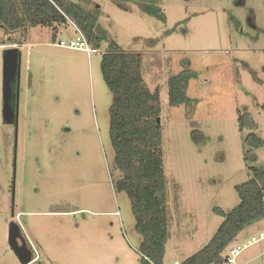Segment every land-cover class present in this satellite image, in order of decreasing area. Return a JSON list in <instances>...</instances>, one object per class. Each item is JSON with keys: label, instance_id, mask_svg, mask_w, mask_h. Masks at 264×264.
Segmentation results:
<instances>
[{"label": "rangeland", "instance_id": "374dc122", "mask_svg": "<svg viewBox=\"0 0 264 264\" xmlns=\"http://www.w3.org/2000/svg\"><path fill=\"white\" fill-rule=\"evenodd\" d=\"M72 1L95 10L122 50L140 54L146 86L160 92L169 231L164 264L179 263L203 248L222 222L215 208L228 212L239 203L235 185L250 178L249 167L264 168V144L253 150L255 162L245 163L243 149L249 133L264 142V0H155L163 20L133 0ZM72 27H62L54 42L50 26L0 28V264H21L8 243L11 221L37 264L140 259L130 200L114 187L121 173L109 138L104 47L87 54L57 46L76 37ZM10 47L20 52L16 151L15 127L2 117V55ZM185 69L193 72L190 103L170 106L167 81ZM260 231L264 220L235 243ZM234 261L264 264V239Z\"/></svg>", "mask_w": 264, "mask_h": 264}, {"label": "trees", "instance_id": "16d2710c", "mask_svg": "<svg viewBox=\"0 0 264 264\" xmlns=\"http://www.w3.org/2000/svg\"><path fill=\"white\" fill-rule=\"evenodd\" d=\"M133 1L144 13L164 19L163 10L153 4L155 0ZM70 22L93 47H104L100 71L111 93L109 138L114 151V167L121 173L114 187L125 192L130 200L135 230L141 236L138 264H164L169 231L166 179L160 148L161 126L158 122L161 95L159 90L150 91L146 86L141 75L140 54L122 50L99 25L95 10L86 5L72 0H0V28L9 33L50 26L54 42L55 29ZM0 44H3L1 40ZM192 74L185 69L168 79L167 101L170 106L190 103L186 91ZM240 119V127L247 124L242 116ZM249 120V128L253 129L255 123L251 118ZM193 134L202 136L195 131ZM263 144L255 133L246 135L243 140L245 163L256 161L253 150ZM249 168L250 178L235 185L239 203L228 212L215 208L223 220L205 246L185 260L172 264H224L225 252L238 235L264 220V168L260 165Z\"/></svg>", "mask_w": 264, "mask_h": 264}, {"label": "water", "instance_id": "95a60500", "mask_svg": "<svg viewBox=\"0 0 264 264\" xmlns=\"http://www.w3.org/2000/svg\"><path fill=\"white\" fill-rule=\"evenodd\" d=\"M2 56V117L4 122L9 124L12 123L15 127L14 149L16 151L20 52L17 47H10L4 50ZM158 122L160 123V118H158ZM14 170L15 158L13 169V185ZM8 243L21 264H30L34 260L32 252L33 250L27 245V242L22 235L21 227L14 221L9 223Z\"/></svg>", "mask_w": 264, "mask_h": 264}, {"label": "built area", "instance_id": "2783aa9c", "mask_svg": "<svg viewBox=\"0 0 264 264\" xmlns=\"http://www.w3.org/2000/svg\"><path fill=\"white\" fill-rule=\"evenodd\" d=\"M71 23V22H70ZM75 31L79 34L76 37L72 38H66V39H59L55 44L60 47L70 48V49H80L86 52L87 54L95 53L97 52V49L93 47L83 36L81 31L77 28V26L74 23H71ZM264 239V231H260L258 233V236H251L250 239H248L246 242L241 243L240 245L234 243L231 245L227 252H225L226 257V263L234 264V259L236 255L241 252L242 249L246 248L249 245H252L260 240ZM35 261V257L33 256ZM31 262V263H32ZM30 263V264H31Z\"/></svg>", "mask_w": 264, "mask_h": 264}, {"label": "crops", "instance_id": "0c3cea01", "mask_svg": "<svg viewBox=\"0 0 264 264\" xmlns=\"http://www.w3.org/2000/svg\"><path fill=\"white\" fill-rule=\"evenodd\" d=\"M68 26H70V27H72V24L71 23H68V24H66V25H61V26H58L56 29H55V38H56V36H57V34L58 33H60V29L62 28V27H68ZM52 28V27H51ZM73 28V27H72ZM74 29V28H73ZM52 30H53V28H52ZM74 33H75V36H78L79 34L75 31V29H74ZM53 34V33H52ZM20 213V212H19ZM174 262H178V261H174Z\"/></svg>", "mask_w": 264, "mask_h": 264}, {"label": "flooded vegetation", "instance_id": "af4514ba", "mask_svg": "<svg viewBox=\"0 0 264 264\" xmlns=\"http://www.w3.org/2000/svg\"><path fill=\"white\" fill-rule=\"evenodd\" d=\"M15 94V93H14ZM13 106H14V98H13ZM25 238V237H24ZM25 241H26V239H25ZM27 242V241H26ZM29 246V245H28ZM30 247V246H29ZM30 249H32L31 247H30ZM33 252V251H32Z\"/></svg>", "mask_w": 264, "mask_h": 264}]
</instances>
